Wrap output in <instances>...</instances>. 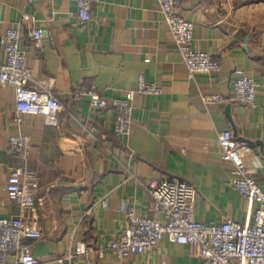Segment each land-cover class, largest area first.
Segmentation results:
<instances>
[{
  "label": "crops",
  "instance_id": "1",
  "mask_svg": "<svg viewBox=\"0 0 264 264\" xmlns=\"http://www.w3.org/2000/svg\"><path fill=\"white\" fill-rule=\"evenodd\" d=\"M89 1L91 21L80 28L71 0H0V36L18 30L32 79L50 83L63 106L54 124L20 115L13 90L0 85V217L19 213L5 192L8 170L19 167L37 178L39 264H202L167 237L153 252L121 259L108 243L128 225L122 206L152 216L145 184L163 176L196 189V222L251 223L257 205L232 187L236 170L221 160L217 137L230 130L248 146L244 163L264 191V0H179V13L194 24L191 48L217 53L221 64L219 73L193 79L156 0ZM34 29L47 35L40 49L29 38ZM236 69L259 85L251 106L231 99ZM140 78L159 93L134 95L130 134L121 140L112 109L70 95L86 83L109 100L135 91ZM212 96L219 100L204 102ZM15 134L31 140L25 159L9 153Z\"/></svg>",
  "mask_w": 264,
  "mask_h": 264
},
{
  "label": "built area",
  "instance_id": "2",
  "mask_svg": "<svg viewBox=\"0 0 264 264\" xmlns=\"http://www.w3.org/2000/svg\"><path fill=\"white\" fill-rule=\"evenodd\" d=\"M26 1L30 3L33 0ZM71 1L75 6L77 24L84 28L91 21L90 1ZM156 1L188 78L193 79L197 74L219 73L221 64L217 53L208 54L191 48L194 24L179 13V0ZM46 37L42 29H34L29 36L36 49L42 47ZM0 49L4 54V62L0 64V85L13 90L16 113L42 116L54 124L63 106L50 83L32 79L20 48L18 30L8 29L0 36ZM233 74L231 99L242 105H253L258 83L240 69L234 70ZM136 93L158 94L159 89L140 78L135 91L124 92L109 100L99 96L86 83L70 90L74 101L87 97L90 107L97 111L112 109L115 113L113 135L120 140L130 134L131 102ZM217 100L219 96L204 98L206 103ZM217 144L221 160L231 163L236 170L232 187L246 201L257 205L251 223L245 226L229 219L220 224L196 222V189L180 179L163 176L145 184L152 198V216H138L132 209L121 207L128 225L108 243L117 259L153 252L167 237L175 244L187 246L190 256L199 258L202 264H264V191L255 183L254 171L244 163V156L251 150L246 144L239 143L230 130L218 134ZM30 148L31 140L26 135L15 134L8 138V150L13 157L25 159ZM36 189L34 174L19 167L8 170L5 192L8 199L18 206L19 213L9 218L0 217V264H39L32 254V242L43 237L36 207ZM79 254L84 256L86 251ZM56 263L63 264V260L58 259ZM90 263L88 259L85 261V264Z\"/></svg>",
  "mask_w": 264,
  "mask_h": 264
}]
</instances>
